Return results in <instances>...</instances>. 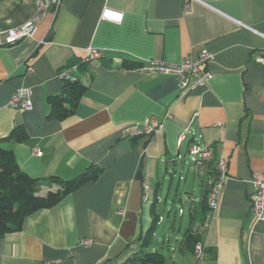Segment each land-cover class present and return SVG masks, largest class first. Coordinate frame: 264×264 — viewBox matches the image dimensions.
<instances>
[{"label":"crops","instance_id":"obj_1","mask_svg":"<svg viewBox=\"0 0 264 264\" xmlns=\"http://www.w3.org/2000/svg\"><path fill=\"white\" fill-rule=\"evenodd\" d=\"M106 8L122 19L103 18ZM35 10L32 1L0 0V28L23 24ZM91 47L103 56L85 61ZM203 49L214 55L213 76L187 93L170 74L123 67L125 59L176 64ZM263 55L264 0H61L32 37L0 47V146L40 180L41 194L59 188L54 178L102 168L96 180L4 235L0 264L122 263L152 226L154 202L160 212L171 164L190 155L194 143L210 146L213 158L204 171L195 168L191 183L190 171L176 189L171 176L168 196L180 198L182 215L183 200L197 208L205 198L219 158L228 175L219 207L203 211L202 257L181 248L183 234L173 227L162 236L166 264H264V222L251 211L254 176L264 172ZM68 68L86 90L72 116L52 119L48 98L62 92ZM20 87L31 88L33 109L9 106ZM149 118L163 123L161 131L127 133ZM15 126L26 129V142L9 140Z\"/></svg>","mask_w":264,"mask_h":264},{"label":"trees","instance_id":"obj_2","mask_svg":"<svg viewBox=\"0 0 264 264\" xmlns=\"http://www.w3.org/2000/svg\"><path fill=\"white\" fill-rule=\"evenodd\" d=\"M141 65L142 63L128 59L123 61V67L127 69L140 67ZM68 69L70 76H74L72 68ZM74 77L77 78L76 81L63 78L62 92L48 98L50 118L63 120L75 113L80 99L85 93L86 85L82 83L79 77ZM28 139L29 134L23 126H15L9 134L11 142H26ZM101 172L102 168L91 165L72 179L54 178L59 188L41 194L40 180L31 177L20 169L11 148L0 146V239L7 233L21 230L28 215L55 206L69 193L88 182L96 180ZM215 178L214 176L211 182H205L207 193L200 205L197 208L189 205L187 210L189 225L179 243L183 250L195 251L196 245L202 243V227L205 220L203 211L209 206L208 196ZM152 216L153 224L139 239L137 250L119 264H166L165 254L157 249H151L161 218V213L155 202L152 207Z\"/></svg>","mask_w":264,"mask_h":264},{"label":"built area","instance_id":"obj_3","mask_svg":"<svg viewBox=\"0 0 264 264\" xmlns=\"http://www.w3.org/2000/svg\"><path fill=\"white\" fill-rule=\"evenodd\" d=\"M32 1L36 5V10L29 20L23 24L3 30L0 28V47L11 46L17 42L33 36L37 24L45 16L50 9L57 11L61 4V0H21ZM103 18L121 20L122 14L110 8H106L102 14ZM103 52L97 48H89L88 56L85 61L100 59ZM214 59V55L203 49L199 52L197 58L187 57L179 63L170 64L164 61L149 60L144 62L139 69L148 73H165L177 78L179 88L187 93L199 87L206 86L208 81L213 76V73L208 67V63ZM264 64V55L258 58ZM62 78H70L76 81L77 78L70 76L69 69L61 72ZM9 106L14 109L31 110L33 109L32 90L29 87H20L16 90L9 101ZM171 115L168 114V117ZM163 123L158 122L156 118H149L143 124H136L132 128L126 129L127 133H132L134 136L149 135L152 136L156 132L161 131ZM187 131V130H186ZM186 131L181 135L179 141L185 137ZM42 151L37 148L35 154L42 155ZM190 157L195 168L204 171L208 162L213 158V150L210 146L194 143L190 148ZM217 175L213 181L209 196L208 204L211 209L216 210L219 207L221 193L224 181L228 175V166L226 160L219 158L216 162ZM149 187L145 185V199L148 198ZM251 211L254 214L257 222H264V172L254 176V191L251 195ZM183 212V210H181ZM161 220V218H160ZM138 246L132 245V249L136 250ZM195 253L200 257L203 254V244L198 243L195 247ZM48 264V263H46Z\"/></svg>","mask_w":264,"mask_h":264},{"label":"rangeland","instance_id":"obj_4","mask_svg":"<svg viewBox=\"0 0 264 264\" xmlns=\"http://www.w3.org/2000/svg\"><path fill=\"white\" fill-rule=\"evenodd\" d=\"M188 171H190V183L192 182V176L195 174V165L192 162V159L189 154H187L183 160L179 161L176 165L171 164L170 168V174L167 180V183L164 187V190L161 192L162 194V202L159 204L160 213L164 217V221L157 226L156 230V236L153 243V247L160 252L164 253L165 255H168L169 252V244L167 243L164 247V244L162 243V236L164 234L167 235V239L170 237L171 229L174 227L177 235L181 232V234H184L188 224H189V214L187 209L185 208V213L182 215L179 212V209L181 208V200L180 198L175 196V192L173 191L170 196H168V189L171 182V176L173 174L176 175L175 179V189L178 186L179 183V176L184 173V178L188 174ZM199 178L197 176L196 188L198 189L197 194L200 193L199 189ZM185 181H182V187L185 185ZM172 237V236H171ZM173 236V240H174ZM172 240V242H173ZM172 248L174 246H171Z\"/></svg>","mask_w":264,"mask_h":264},{"label":"water","instance_id":"obj_5","mask_svg":"<svg viewBox=\"0 0 264 264\" xmlns=\"http://www.w3.org/2000/svg\"><path fill=\"white\" fill-rule=\"evenodd\" d=\"M183 204L186 206L187 210L189 208V205H190V200H189V197L186 198V200H183Z\"/></svg>","mask_w":264,"mask_h":264}]
</instances>
